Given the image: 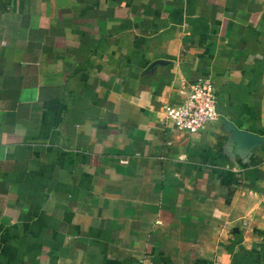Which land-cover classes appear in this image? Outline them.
<instances>
[{
  "label": "crops",
  "instance_id": "0c3cea01",
  "mask_svg": "<svg viewBox=\"0 0 264 264\" xmlns=\"http://www.w3.org/2000/svg\"><path fill=\"white\" fill-rule=\"evenodd\" d=\"M0 264H264V0H0Z\"/></svg>",
  "mask_w": 264,
  "mask_h": 264
},
{
  "label": "built area",
  "instance_id": "2783aa9c",
  "mask_svg": "<svg viewBox=\"0 0 264 264\" xmlns=\"http://www.w3.org/2000/svg\"><path fill=\"white\" fill-rule=\"evenodd\" d=\"M216 93L207 78H197L183 89L180 99L162 105L164 119L181 132H197L205 129L217 118Z\"/></svg>",
  "mask_w": 264,
  "mask_h": 264
},
{
  "label": "water",
  "instance_id": "95a60500",
  "mask_svg": "<svg viewBox=\"0 0 264 264\" xmlns=\"http://www.w3.org/2000/svg\"><path fill=\"white\" fill-rule=\"evenodd\" d=\"M154 62H165V61L162 59H155ZM228 128L233 131V133L238 139V142L242 144H250L251 142H257L262 139V136H258L254 133L237 129L233 125H228Z\"/></svg>",
  "mask_w": 264,
  "mask_h": 264
}]
</instances>
